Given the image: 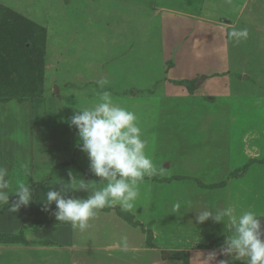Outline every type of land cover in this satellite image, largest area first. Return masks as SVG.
<instances>
[{
  "label": "rangeland",
  "instance_id": "1",
  "mask_svg": "<svg viewBox=\"0 0 264 264\" xmlns=\"http://www.w3.org/2000/svg\"><path fill=\"white\" fill-rule=\"evenodd\" d=\"M0 8L44 31L45 58L41 97L0 96V166L13 188L29 183L35 193L16 213L0 209V264H207L227 232L197 223L195 212L231 203L264 214L262 0H0ZM234 28L247 39L230 40ZM102 91L139 116L157 174L126 212L134 224L117 205L80 232L42 199L69 170L98 179L67 120Z\"/></svg>",
  "mask_w": 264,
  "mask_h": 264
},
{
  "label": "clouds",
  "instance_id": "2",
  "mask_svg": "<svg viewBox=\"0 0 264 264\" xmlns=\"http://www.w3.org/2000/svg\"><path fill=\"white\" fill-rule=\"evenodd\" d=\"M230 40L239 42L248 37V30L232 29ZM101 88L107 83L98 81ZM77 132L76 147L87 155L89 172L98 179H85L69 170V180L58 187H50L44 193L43 210L50 211L57 222L68 224L73 230L86 231L90 221L105 208L119 206L124 212L135 210L140 196V186L145 177L157 174V167L147 154V139L135 111L121 106L109 91H102L89 106H75L74 114L67 120ZM63 181V180H61ZM84 192L86 198L69 195ZM17 199L10 202V196ZM35 199L29 183L12 187L9 172L0 166V209L18 212ZM55 204V209L51 205ZM181 209L175 203L173 211ZM197 223L211 219L223 223L227 235L219 250H213L204 258L207 264H216L218 255L225 257L218 264H264V214L252 208H241L235 204L224 207H205L195 212ZM119 247L127 250L128 238L119 241Z\"/></svg>",
  "mask_w": 264,
  "mask_h": 264
},
{
  "label": "trees",
  "instance_id": "3",
  "mask_svg": "<svg viewBox=\"0 0 264 264\" xmlns=\"http://www.w3.org/2000/svg\"><path fill=\"white\" fill-rule=\"evenodd\" d=\"M43 37L42 29L38 35L33 23L19 14L0 8V96L24 97L27 100L41 97L45 75ZM116 212L130 223H135L129 213L120 209ZM36 224L45 223L35 221ZM14 237L19 238H14L12 243H26L22 236ZM151 244L152 239H149Z\"/></svg>",
  "mask_w": 264,
  "mask_h": 264
},
{
  "label": "water",
  "instance_id": "4",
  "mask_svg": "<svg viewBox=\"0 0 264 264\" xmlns=\"http://www.w3.org/2000/svg\"><path fill=\"white\" fill-rule=\"evenodd\" d=\"M262 1H263V3H264V0H262ZM261 223H262V225H264V220H262Z\"/></svg>",
  "mask_w": 264,
  "mask_h": 264
}]
</instances>
